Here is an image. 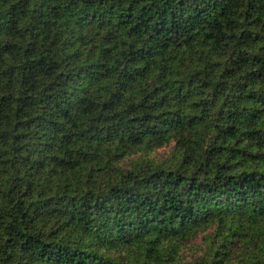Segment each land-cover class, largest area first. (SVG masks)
<instances>
[{
	"label": "trees",
	"instance_id": "obj_1",
	"mask_svg": "<svg viewBox=\"0 0 264 264\" xmlns=\"http://www.w3.org/2000/svg\"><path fill=\"white\" fill-rule=\"evenodd\" d=\"M0 264H264V0H0Z\"/></svg>",
	"mask_w": 264,
	"mask_h": 264
}]
</instances>
